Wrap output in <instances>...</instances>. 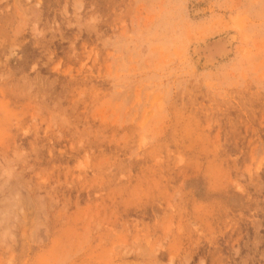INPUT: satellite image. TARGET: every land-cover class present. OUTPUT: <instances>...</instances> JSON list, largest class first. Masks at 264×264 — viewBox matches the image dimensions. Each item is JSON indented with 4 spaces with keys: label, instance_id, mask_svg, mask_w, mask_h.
Returning <instances> with one entry per match:
<instances>
[{
    "label": "rangeland",
    "instance_id": "obj_1",
    "mask_svg": "<svg viewBox=\"0 0 264 264\" xmlns=\"http://www.w3.org/2000/svg\"><path fill=\"white\" fill-rule=\"evenodd\" d=\"M0 264H264V0H0Z\"/></svg>",
    "mask_w": 264,
    "mask_h": 264
}]
</instances>
